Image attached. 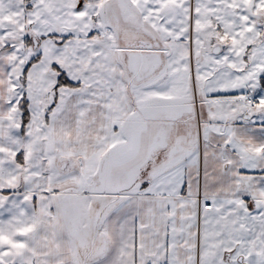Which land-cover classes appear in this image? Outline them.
Returning <instances> with one entry per match:
<instances>
[{"label":"snow or ice","instance_id":"1","mask_svg":"<svg viewBox=\"0 0 264 264\" xmlns=\"http://www.w3.org/2000/svg\"><path fill=\"white\" fill-rule=\"evenodd\" d=\"M0 264H264V0H0Z\"/></svg>","mask_w":264,"mask_h":264}]
</instances>
